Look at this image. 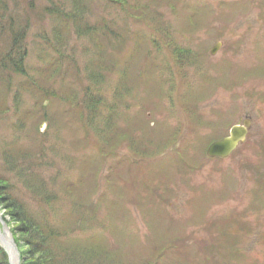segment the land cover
Wrapping results in <instances>:
<instances>
[{
    "label": "rangeland",
    "instance_id": "rangeland-1",
    "mask_svg": "<svg viewBox=\"0 0 264 264\" xmlns=\"http://www.w3.org/2000/svg\"><path fill=\"white\" fill-rule=\"evenodd\" d=\"M0 25V175L58 193L60 264H264V0H0Z\"/></svg>",
    "mask_w": 264,
    "mask_h": 264
},
{
    "label": "trees",
    "instance_id": "trees-1",
    "mask_svg": "<svg viewBox=\"0 0 264 264\" xmlns=\"http://www.w3.org/2000/svg\"><path fill=\"white\" fill-rule=\"evenodd\" d=\"M3 32V28L0 25V33ZM21 42L18 39H15L13 43H9L0 54V69H6L8 72H13L20 70L19 65L21 63L16 59L17 54L21 58L20 45ZM16 50V53H14ZM5 152L14 154L9 148H5ZM24 152L22 155H24ZM20 155V156H22ZM10 154H5L2 157V160L6 162L9 170L15 171L18 168L16 161H10ZM27 158V157H25ZM24 158V159H25ZM20 173H23L21 171ZM32 171L30 172V174ZM0 175V203H5V206L8 208L7 214L17 220L19 229V234L17 240L24 243L25 249L23 254V264H60V257L64 253V245L60 248L61 242L63 240V235L65 234V229L58 224L51 222V212L53 209L46 207L50 205L58 204L59 196L57 199L55 196H50L54 192L58 195L56 191H42L35 189L32 185L28 184L27 188L30 190L29 194L33 196V200L38 207L33 208V205L30 206L26 201V198L21 194L15 192V188L5 175ZM37 186V185H36ZM40 191V192H39ZM42 192V193H41ZM22 199H21V198ZM53 197L56 200L54 203L51 202ZM16 199L20 200V204L15 202ZM33 204V203H32ZM37 214L35 213V211ZM49 213V214H48ZM10 222V221H9ZM93 244L89 245V252L91 253ZM22 252V250H21ZM22 254V255H23ZM90 261V258H88ZM66 263V262H65ZM0 264H11L7 255V252L0 245ZM61 264H64L62 261ZM84 264H91L88 261H85Z\"/></svg>",
    "mask_w": 264,
    "mask_h": 264
},
{
    "label": "water",
    "instance_id": "water-1",
    "mask_svg": "<svg viewBox=\"0 0 264 264\" xmlns=\"http://www.w3.org/2000/svg\"><path fill=\"white\" fill-rule=\"evenodd\" d=\"M247 125L250 124L248 119L245 120ZM247 129L244 125H235L231 129L230 135L213 142L208 148L210 155H226L237 145L238 140L244 138Z\"/></svg>",
    "mask_w": 264,
    "mask_h": 264
},
{
    "label": "bare ground",
    "instance_id": "bare-ground-1",
    "mask_svg": "<svg viewBox=\"0 0 264 264\" xmlns=\"http://www.w3.org/2000/svg\"><path fill=\"white\" fill-rule=\"evenodd\" d=\"M10 223H7V221H4L3 217L0 215V238L3 240V242L6 244L7 248L9 249L11 253L12 260L15 264H18V251L14 247V244L12 242V232H11V225Z\"/></svg>",
    "mask_w": 264,
    "mask_h": 264
}]
</instances>
